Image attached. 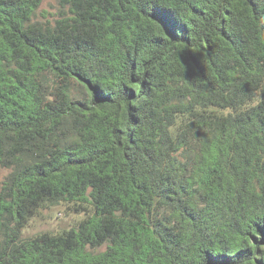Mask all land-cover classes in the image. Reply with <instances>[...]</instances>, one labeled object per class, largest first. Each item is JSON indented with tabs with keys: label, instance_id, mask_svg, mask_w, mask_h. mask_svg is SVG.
<instances>
[{
	"label": "trees",
	"instance_id": "1",
	"mask_svg": "<svg viewBox=\"0 0 264 264\" xmlns=\"http://www.w3.org/2000/svg\"><path fill=\"white\" fill-rule=\"evenodd\" d=\"M42 1L0 0V264H264V0Z\"/></svg>",
	"mask_w": 264,
	"mask_h": 264
},
{
	"label": "rangeland",
	"instance_id": "2",
	"mask_svg": "<svg viewBox=\"0 0 264 264\" xmlns=\"http://www.w3.org/2000/svg\"><path fill=\"white\" fill-rule=\"evenodd\" d=\"M62 11L58 0H43L37 15L39 19L47 20L55 18ZM8 172V169H0V189ZM72 220L73 215L66 214L63 206L45 209L31 220L24 235L28 237L44 231H58L67 227Z\"/></svg>",
	"mask_w": 264,
	"mask_h": 264
}]
</instances>
